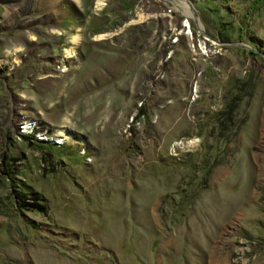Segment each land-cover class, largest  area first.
I'll return each instance as SVG.
<instances>
[{
	"label": "rangeland",
	"instance_id": "374dc122",
	"mask_svg": "<svg viewBox=\"0 0 264 264\" xmlns=\"http://www.w3.org/2000/svg\"><path fill=\"white\" fill-rule=\"evenodd\" d=\"M259 4L0 0V264H264Z\"/></svg>",
	"mask_w": 264,
	"mask_h": 264
},
{
	"label": "trees",
	"instance_id": "16d2710c",
	"mask_svg": "<svg viewBox=\"0 0 264 264\" xmlns=\"http://www.w3.org/2000/svg\"><path fill=\"white\" fill-rule=\"evenodd\" d=\"M261 1H262V0H255L256 5H255L254 8H252L254 11H255V9H257V8L260 7L261 4H259V3H260ZM263 3H264V0H263ZM234 103H235V102L232 100L231 102H229V103L227 104V106H226V108H225V113H227L228 111H231L232 109H234V108H233Z\"/></svg>",
	"mask_w": 264,
	"mask_h": 264
},
{
	"label": "bare ground",
	"instance_id": "6f19581e",
	"mask_svg": "<svg viewBox=\"0 0 264 264\" xmlns=\"http://www.w3.org/2000/svg\"><path fill=\"white\" fill-rule=\"evenodd\" d=\"M79 36H80L79 33H76L75 36H73V42L75 44H78L79 43V38H80Z\"/></svg>",
	"mask_w": 264,
	"mask_h": 264
}]
</instances>
